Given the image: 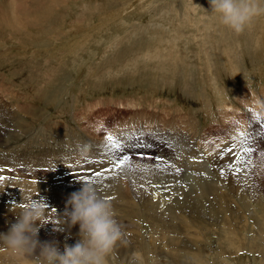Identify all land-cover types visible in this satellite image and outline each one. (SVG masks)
<instances>
[{"label": "rangeland", "instance_id": "1", "mask_svg": "<svg viewBox=\"0 0 264 264\" xmlns=\"http://www.w3.org/2000/svg\"><path fill=\"white\" fill-rule=\"evenodd\" d=\"M60 3H54L48 21L18 25L12 0H0V158L6 165L24 163L14 167L20 166L21 176L29 178L27 186L20 181L5 184L6 174L0 170V187L9 190L0 205L24 196L55 211L53 203L62 205L59 198L66 200L85 181L93 182L102 198L114 199L117 186L109 174L87 168L91 161L100 162L98 139L118 131L115 136H126L116 147L122 157L116 170L123 172L130 163L135 182L157 191L167 203L183 206L196 183L193 179L219 184L217 197L225 198L229 223L215 213L225 210L218 207L221 201L212 194L205 196L200 222L208 228L200 244L205 261L264 264V252L251 245H264V14L237 34L210 14L209 0ZM35 112L38 116L33 121L30 116ZM27 122L33 128L24 136ZM160 125L156 135L166 141H156L151 131ZM98 128L101 135L88 137ZM235 133L239 150L232 145ZM60 135L63 142L57 139ZM171 137L184 142L186 157L172 150ZM82 144L90 145L84 156L78 148ZM41 162L45 166H39L35 176L22 168ZM193 163L207 164L197 169ZM139 208L133 213L140 215L138 223L149 246L151 227L143 219L144 205L140 203ZM161 218L170 223L167 215ZM180 218L193 217L176 216L178 228ZM46 226H40L41 242L47 241L42 239L44 233H50ZM224 227L244 239V250L235 254L226 250L221 255ZM76 233L73 230L71 235ZM157 243L164 252L160 261L169 263L166 241ZM115 257L114 264L127 260L122 263Z\"/></svg>", "mask_w": 264, "mask_h": 264}, {"label": "bare ground", "instance_id": "2", "mask_svg": "<svg viewBox=\"0 0 264 264\" xmlns=\"http://www.w3.org/2000/svg\"><path fill=\"white\" fill-rule=\"evenodd\" d=\"M17 2H18V6H14ZM60 2H61V0H12V5H13L12 8H15L14 9V11H15L14 23L18 24V25H21V24L24 25L25 23H32L33 21H35L37 19H39V22H44L45 20L48 21L47 20L48 16L51 15L55 11V4L54 3H58L60 5L61 4ZM61 96H62V94H61ZM228 108H229V106H228ZM28 111H29L28 109L24 110L25 113L26 112L28 113ZM39 111H41V110H39ZM28 114H30V113H28ZM37 116L38 115L35 112L30 117H32V120L35 121ZM74 118H75V114H74ZM9 122H11V121H9ZM27 124L28 125L26 127V132H25L24 136H26V133L30 134L31 129L33 128L32 122H30V123L27 122ZM157 125H159V124H157ZM162 126L164 127V125H162ZM160 127H161V125L156 127V128H151V131H152L153 135L155 137H157L156 141H160V140L166 141L167 140L166 137H162V136L158 137L156 135L161 130ZM100 129L99 128L96 129L95 132L93 131V134H89L88 137L98 136L97 132L100 134V131H101ZM1 130H4V129H1ZM23 130H25V128ZM114 132H112V134ZM117 132H115V133L117 134ZM34 135H35V133H34ZM115 135H113V137H115V143L108 141L107 136L101 137V139H98L99 143H96V147L99 151L98 161H100V162L96 164V163L91 161L90 164L88 165V168H87V169L93 168V169L98 170L99 172H107L109 174V176L111 177V180L114 181L113 185L117 186V188H116V194L117 195L114 197V199L110 200L106 196L103 198L108 200L111 203L113 211L115 213V218H116L117 222L119 223L121 230L124 233V236H123L122 240L119 241L117 243V245L115 246V249H114L112 255L109 257L108 264H114L112 261V258L114 255L117 256V257H115V259H117V258L122 259L123 260V261L121 260L122 263L124 262V258H127L125 264H131V258H132V255L134 252H139L140 254H142V257H143L142 264H148L147 263L148 259H152V258H153V261H149L150 264H174V263L175 264L176 263H181V264H210L208 261H205L206 256H204V255H206V254L204 253V250L201 248L202 246H200L201 242L205 241V239H206V236L204 237V235L206 234L205 232L208 231L207 225L203 226L200 223V222H202L201 218H204V214H205V213H203V209H202L201 205L205 199V196L211 195V194L214 195L215 199L217 198L221 201V204L219 206H218V202H215V204L221 209L225 208V210L215 212L214 209L212 208L211 212H213V213L215 212L217 216L223 215L224 216V219L222 220L223 223L224 222L227 224L229 223V216L230 215H228V214H230V211H229V209H227L226 206H224L225 198L217 197L220 194L218 192V191H220V189L218 188L219 184L213 180H210V179H209L210 180L209 182H204L202 180L193 179L196 181V183L194 182V184H193L194 188L188 190L191 192L187 193L188 195L186 196V202L184 203V205L181 206L176 201H174L173 204H169V203H167V198H162L157 191H154L150 187H147L146 189H144L142 186L138 185L137 182H135L134 178L136 176L131 171L132 165L130 163L124 167L123 172L119 171V169L116 170L115 165L117 164V162H119L118 159L121 160L122 157H121L120 152L118 154L116 153L118 149L116 150L115 145L116 144L121 145L120 144V143H122L121 139L124 138L126 135L125 134H118L117 136H115ZM233 135H232L233 136L232 145H234L236 147V149L239 150L238 146H240L239 145L240 138L236 137L237 133H235ZM145 136H146V134H142V135H140V138L145 137ZM10 137H12L11 134H10ZM72 137L74 140L77 138L76 136H72ZM127 137H128V139L131 138V136H129V134ZM133 137H135V135ZM171 138L173 139V141H170V147L174 146L172 148V150L175 149L176 152L180 155V157L181 156L186 157L187 151H186V147H185L186 145L184 146V142L183 141H177L175 137H171ZM57 139H58V141L63 142L62 135L58 136ZM129 141H131V140H129ZM18 143H17V145H18ZM125 143H127V140H125ZM232 145H230V146H232ZM190 147H191V145H190ZM227 148H229V147H227ZM192 149H193V147H192ZM225 149H226V147H225ZM178 150L181 151V153ZM188 150H189V148H188ZM11 152H14V151H10V153ZM170 158L173 159L174 157L171 156ZM193 158H199V156H194ZM0 159H1L0 160V170L6 174V176H3V178H5V181H4L5 184L9 183V185H11L10 184V182H11L12 184L14 183V185H15L16 182L20 181L21 186H24V185L27 186L28 185V179H29V178H27L28 176H26V177L21 176L24 172H22L18 168L20 166H18L17 168L14 167V165H22L24 163L20 162L19 164H14V163L10 162L9 160H7V161H9V163H8V165H6V164H4V158L1 157ZM5 160H6V158H5ZM178 160H179V157L176 159V161H177L176 163H178ZM24 161L26 162L27 160H24ZM41 161L47 162L46 158H43ZM162 161L165 162L166 160L163 159ZM170 161H172V160H170ZM5 163H6V161H5ZM172 163H174V162L172 161ZM207 163H197V165L195 163H193V164L195 167H197V169H199L201 166H205ZM113 164H114V166H113ZM29 165H31V164H29ZM39 166L43 167V166H45V164L43 162H41V163H37L33 166H28L27 168L23 166L22 168H23V170L25 169L27 171L26 172L27 175L32 173V176H35L37 173V168ZM3 167H8L9 169H12V171L5 170V169H3ZM54 167H59V166H57L55 164ZM188 167H190V166L188 165ZM40 169H42V168H40ZM84 170H86V169H84ZM63 173L65 174L66 172L64 171V172H62V174ZM204 173H206V172H204ZM207 173H210V172H207ZM62 177H63V175H62ZM204 180H206V179H204ZM22 181H24V182H22ZM206 181H208V180H206ZM191 183H193L192 180H190V185H191ZM0 191L3 192V194H0V201L6 200L7 196H5V194L9 190L7 188L0 187ZM14 191H15V193H20L17 190H14ZM134 192H136V194ZM199 194H201V195L198 196ZM136 196L140 197V200L136 199ZM23 197H20V198L17 197V199H13L12 202L14 201V203L16 205H18L19 203L22 202ZM176 200L179 201L180 199H176ZM58 201H64V202L61 203L62 205L59 204V207H58L57 204H54L52 201L53 206H51V207L52 208L57 207V208L55 211H54V208L47 211V219L49 221L46 223V225H48V226H46V231H49L50 233H47V234L44 233V235H43L44 238H42V239L47 240V241L57 242L58 246L60 247V249L62 251L65 243L71 245V244H74L76 242V239H79V237L77 235L79 226H75V227L71 228L70 230L66 229L64 231H60L57 229L56 224L59 223L58 215L63 212L66 200H61L59 198ZM9 202H11V201H9ZM14 203L13 204L12 203H10V204L6 203V204L0 205V223L2 224L0 227V232H6L8 230V226L11 223L15 222V220H16V215L11 210V207H14ZM140 203L144 205L143 212H145V216L143 219H145V221L151 227L152 234L150 235L149 240H148L149 246L145 244L143 230L141 229V227L138 223L140 220V218H139L140 215L138 216L135 213H133V211L135 209H140L139 208ZM15 207H17V206H15ZM59 208H61V210ZM186 208H188L187 212H186ZM58 210H60V212ZM195 211L197 213H195ZM205 211L206 210H204V212ZM263 211L264 210H262V212ZM160 214L163 216L167 215L168 218H171L169 221L170 223L166 224L163 221V219L161 218ZM178 215H182V216L183 215H185V216L190 215L193 218H190V219L180 218V219H182V222L179 224V228H178L176 225V219H175V217ZM217 216H215V217H217ZM220 217L221 216H219V218ZM172 218H174V219H172ZM256 219H259V218L256 217ZM262 219H264V218H262ZM260 222H261V220H260ZM128 223L130 224V226L127 225ZM50 229L52 230V232ZM73 230L77 231V233L74 234L75 236L71 235V233H73ZM40 231H43V230H41L39 228V232ZM186 236H187V239H186ZM203 237H204V239H203ZM158 239L160 241H166L167 246L170 249L169 257H170L171 261H169V263H167L168 261L166 263H164L163 261H160V256L164 252H162L163 249L158 246V243H157ZM243 241H244V239L240 238L238 236V234L231 231V229L224 227V236L222 237V241H221L222 244H221V242L219 243L221 245H224V247L221 246L222 247L221 255H224L226 250L229 251V254H235V253H238V252L244 250L243 249ZM262 243L260 245H258V243H252L251 245L264 252V245H262ZM185 249H187L188 252ZM172 258H174V259H172ZM188 260H190L191 263L188 262ZM4 261L11 262L8 254L6 252L0 250V264H2ZM115 262L117 264H119L117 261H115Z\"/></svg>", "mask_w": 264, "mask_h": 264}, {"label": "clouds", "instance_id": "3", "mask_svg": "<svg viewBox=\"0 0 264 264\" xmlns=\"http://www.w3.org/2000/svg\"><path fill=\"white\" fill-rule=\"evenodd\" d=\"M209 4V12L219 24L237 34L249 27L256 16L264 14V0H209ZM78 148L84 156L90 145L82 144ZM11 210L16 220L6 232H0V250L8 254L12 264H108L124 236L111 203L89 181L70 193L63 212L58 215V230L79 226V239L71 245L65 243L62 251L57 242H41L38 238L40 226L49 221L43 203L23 197ZM142 260V254L134 252L131 264H142Z\"/></svg>", "mask_w": 264, "mask_h": 264}, {"label": "snow or ice", "instance_id": "4", "mask_svg": "<svg viewBox=\"0 0 264 264\" xmlns=\"http://www.w3.org/2000/svg\"><path fill=\"white\" fill-rule=\"evenodd\" d=\"M107 139H108V141H110V142H112V143H115V137H113L111 134H109L108 136H107ZM116 147H120V145L119 144H116L115 145ZM126 159H127V157H126ZM158 159H159V157H158ZM123 161H121V163H122Z\"/></svg>", "mask_w": 264, "mask_h": 264}]
</instances>
